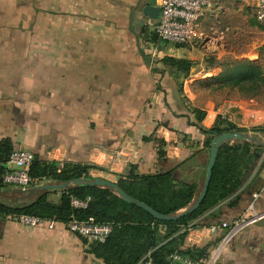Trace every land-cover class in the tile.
I'll use <instances>...</instances> for the list:
<instances>
[{
  "label": "crops",
  "instance_id": "obj_1",
  "mask_svg": "<svg viewBox=\"0 0 264 264\" xmlns=\"http://www.w3.org/2000/svg\"><path fill=\"white\" fill-rule=\"evenodd\" d=\"M235 1L243 0H213L202 38L185 47L156 40L161 0H0V144L58 167L91 166V179L116 184L130 173L180 164V179L205 178L211 136L201 129L217 120L208 112L198 121L193 74L210 55L222 57L238 16ZM149 8L159 9L157 18ZM166 57L190 62L189 75ZM263 158L238 195L189 225L196 227L182 249L218 252L215 264H264ZM255 215L229 241L225 230L195 238L201 229ZM9 218L0 216V264H105L64 223L28 227Z\"/></svg>",
  "mask_w": 264,
  "mask_h": 264
},
{
  "label": "trees",
  "instance_id": "obj_2",
  "mask_svg": "<svg viewBox=\"0 0 264 264\" xmlns=\"http://www.w3.org/2000/svg\"><path fill=\"white\" fill-rule=\"evenodd\" d=\"M156 40L158 41L157 37ZM163 62L184 71L186 76L192 68V64L185 60L166 57ZM226 69V73L218 78L223 85L239 88L251 85L258 88L264 82V71L254 62L238 63ZM195 113L198 121L201 122L205 118L206 113L198 109ZM201 131L211 136L206 141L208 149L218 134L247 132L246 129L238 128L228 120H219L214 127ZM251 131L264 133V127H257ZM12 151L11 142L3 141L0 144V189L5 187L2 178ZM263 153V146L247 141L223 144L204 201L199 209L178 221L156 219L141 207L122 199L113 190L96 186H77L55 192L38 191L34 188L35 197L30 202L6 205L0 201V216L8 218L29 215L66 224L75 214L79 219L94 217L100 223L112 224L113 233L105 244L89 245V252L103 260L105 264H137L148 253H151L155 264H171L169 256L175 252L197 260L206 257L208 250L182 249L190 228L196 227L189 225L207 213L214 214L220 204L238 195L257 167ZM161 154L163 155L162 151ZM181 166L176 165L170 170L152 175L139 176L130 173L120 179L117 185L129 197L158 213L174 215L194 202L199 189L197 182H187L176 176L175 173ZM91 168L88 165L70 163L58 167L36 159L32 173L40 179L65 183L79 178L91 179L89 176ZM51 194H60L59 201H52ZM72 195L79 199L90 197L88 209L73 210L70 202Z\"/></svg>",
  "mask_w": 264,
  "mask_h": 264
},
{
  "label": "built area",
  "instance_id": "obj_3",
  "mask_svg": "<svg viewBox=\"0 0 264 264\" xmlns=\"http://www.w3.org/2000/svg\"><path fill=\"white\" fill-rule=\"evenodd\" d=\"M252 2L255 20L264 27V0H252ZM212 7L213 0H161L159 20L154 25L153 32L161 42L175 46L192 47L202 38L200 33L201 21ZM35 162L36 156L32 151L13 150L6 164V171L2 178L3 184L22 191L38 187L41 184V179L32 173ZM257 197L258 195L255 194L254 198ZM70 202L73 210H87L91 198L79 199L72 195ZM250 210L255 211L253 205ZM13 218L28 227H38L44 224L54 227L57 223L55 220H44L29 215H16ZM256 218L257 215L254 216V219L241 218L232 222L212 225L201 229L195 238H200L204 234L213 235L220 230H225V241H229ZM66 226L71 233L91 244H105L114 230L112 224L100 223L94 217L79 219L75 214L70 217ZM217 254L218 252L196 260L185 254L175 252L169 256V261L171 264H213ZM137 264L155 263L151 253H148Z\"/></svg>",
  "mask_w": 264,
  "mask_h": 264
},
{
  "label": "rangeland",
  "instance_id": "obj_4",
  "mask_svg": "<svg viewBox=\"0 0 264 264\" xmlns=\"http://www.w3.org/2000/svg\"><path fill=\"white\" fill-rule=\"evenodd\" d=\"M252 3V0L234 2V9L238 12V16L229 22L230 32L224 41L222 57L210 55L206 59L207 63H202V66H199L200 68L193 74L192 93L194 98L192 103L198 110L215 115L217 121L227 120L226 117L231 115L236 116L238 120H247L245 125L249 123L248 127L241 128L247 130L243 134L255 137L258 140H264V133L251 131L257 127H264V82L258 88L251 85L239 88L223 85L218 80L223 73H226V68L247 61L254 62L264 71V27L260 26L255 20ZM207 163L208 158H203L205 168ZM204 180L203 175L197 180L199 183L197 196L202 190ZM40 183L39 186L59 184L56 181L45 179H41ZM4 191H0V201L6 205H21L32 201L35 197L34 188L22 191L10 187L9 190ZM50 199L55 202L59 201V194H51ZM9 219L16 221L13 217ZM210 255L212 253L207 256ZM217 255L214 257L213 264L218 259Z\"/></svg>",
  "mask_w": 264,
  "mask_h": 264
},
{
  "label": "water",
  "instance_id": "obj_5",
  "mask_svg": "<svg viewBox=\"0 0 264 264\" xmlns=\"http://www.w3.org/2000/svg\"><path fill=\"white\" fill-rule=\"evenodd\" d=\"M150 15L152 17H158L159 15V9L157 8H149ZM237 140V141H247L250 143H254L257 145H261L264 147V140H258L255 137L252 136H245L242 133H235V132H227L216 135L210 144V158L209 162L206 168L205 173V181L202 186V190L199 193V195L196 197L194 202L183 209L181 212L174 214V215H162L155 211L154 209L150 208L149 206L129 197L126 193L122 191V189L116 184L106 179H87V178H79L72 181H68L65 183H59V184H45L40 185L36 187L38 191H63L65 189L71 188V187H77V186H96L100 188H107L113 190L118 196H120L125 201L137 205L144 209L145 211L149 212L151 215H153L156 219L163 220V221H178L179 219L186 217L193 212H195L199 207L201 206L202 202L204 201L209 185L212 179L213 169L216 165L219 150L221 146L225 143H228L229 141Z\"/></svg>",
  "mask_w": 264,
  "mask_h": 264
}]
</instances>
